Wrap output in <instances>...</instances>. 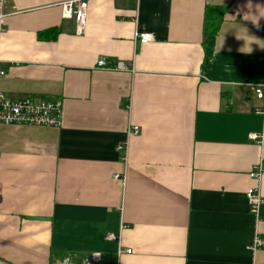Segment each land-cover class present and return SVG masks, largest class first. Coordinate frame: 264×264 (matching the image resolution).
<instances>
[{"label":"crops","instance_id":"0c3cea01","mask_svg":"<svg viewBox=\"0 0 264 264\" xmlns=\"http://www.w3.org/2000/svg\"><path fill=\"white\" fill-rule=\"evenodd\" d=\"M0 1V91L62 101L59 127L0 123L1 260L264 264L250 247L264 205L256 220L245 196L264 158L249 139L264 128L251 89L264 82V0H87L79 33L64 0Z\"/></svg>","mask_w":264,"mask_h":264},{"label":"built area","instance_id":"2783aa9c","mask_svg":"<svg viewBox=\"0 0 264 264\" xmlns=\"http://www.w3.org/2000/svg\"><path fill=\"white\" fill-rule=\"evenodd\" d=\"M87 0H64L57 3L60 8L61 16L63 18L73 19L75 22L76 31L79 33L85 27L87 16ZM2 2L0 1V8ZM7 14L0 10V34L4 18ZM264 33V28L260 29ZM136 36V35H135ZM139 38V39H138ZM140 43H145L151 39L149 33H141L137 35ZM96 68L102 70H128L126 66L111 65L106 58L99 57L96 62ZM6 74L0 59V77ZM254 96L263 104L262 107H256L254 110L258 113L264 114V82L253 84L251 86ZM62 122V101L61 100H45L38 99L32 96L15 99L8 97L3 91H0V123L2 124H18V125H39L49 127H59ZM128 134H138L140 129L137 125H132L127 128ZM249 139L259 145H264V128L259 133H250ZM117 150L124 151L122 159L125 161L127 143L117 145ZM248 176L254 181L245 192V196L249 205V212L256 220L261 218L260 208L264 205V196L261 193V179L264 176V158H261L251 168ZM114 179H120V174H114ZM123 180V179H122ZM106 238L109 240L120 241V235L114 233H107ZM264 246V239L255 235L251 248ZM130 253L131 249H119L118 253ZM0 264H9L0 259ZM58 264H101V254L99 252H91L85 257H82L81 263H74L69 256L64 257Z\"/></svg>","mask_w":264,"mask_h":264},{"label":"clouds","instance_id":"9594fccd","mask_svg":"<svg viewBox=\"0 0 264 264\" xmlns=\"http://www.w3.org/2000/svg\"><path fill=\"white\" fill-rule=\"evenodd\" d=\"M251 4V0H249V3L245 5V7H249ZM257 12L253 16V25L257 28L260 27V20L264 18V5H256ZM239 13V12H238Z\"/></svg>","mask_w":264,"mask_h":264},{"label":"water","instance_id":"95a60500","mask_svg":"<svg viewBox=\"0 0 264 264\" xmlns=\"http://www.w3.org/2000/svg\"><path fill=\"white\" fill-rule=\"evenodd\" d=\"M71 261L74 263H81L82 258L78 256L71 257Z\"/></svg>","mask_w":264,"mask_h":264},{"label":"trees","instance_id":"16d2710c","mask_svg":"<svg viewBox=\"0 0 264 264\" xmlns=\"http://www.w3.org/2000/svg\"><path fill=\"white\" fill-rule=\"evenodd\" d=\"M219 19H220V15H219V17H218V20H219ZM211 26H212V25H210L209 28H212ZM214 28H216V26H214ZM53 32L56 33V30L54 29ZM40 37H43V33H40Z\"/></svg>","mask_w":264,"mask_h":264}]
</instances>
